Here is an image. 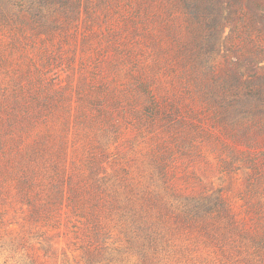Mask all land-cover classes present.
Wrapping results in <instances>:
<instances>
[{
    "label": "rangeland",
    "instance_id": "374dc122",
    "mask_svg": "<svg viewBox=\"0 0 264 264\" xmlns=\"http://www.w3.org/2000/svg\"><path fill=\"white\" fill-rule=\"evenodd\" d=\"M260 35L264 0H0V264H264Z\"/></svg>",
    "mask_w": 264,
    "mask_h": 264
},
{
    "label": "trees",
    "instance_id": "16d2710c",
    "mask_svg": "<svg viewBox=\"0 0 264 264\" xmlns=\"http://www.w3.org/2000/svg\"><path fill=\"white\" fill-rule=\"evenodd\" d=\"M199 47V43L196 45V51L195 53H198L199 50L197 49ZM201 48V46H200ZM210 51V50H209ZM207 51V52H209ZM250 56L247 58L248 62V68L253 69L257 71L258 69H264V35H260L259 39L257 40H251V45L249 47ZM260 56V58H259ZM234 64L236 65L237 69L240 68V66H244L245 64L240 62L239 60H235ZM263 264V263H260Z\"/></svg>",
    "mask_w": 264,
    "mask_h": 264
}]
</instances>
